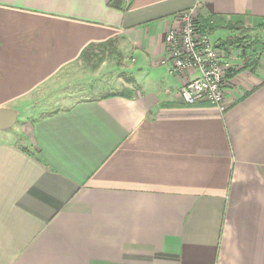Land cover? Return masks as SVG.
Returning <instances> with one entry per match:
<instances>
[{"label":"crops","instance_id":"crops-1","mask_svg":"<svg viewBox=\"0 0 264 264\" xmlns=\"http://www.w3.org/2000/svg\"><path fill=\"white\" fill-rule=\"evenodd\" d=\"M196 4L245 26L211 35L240 54L225 110L186 103L198 73L167 61ZM263 21L264 0H0V108L17 114L0 128V264H264V54L244 68L253 53L222 45ZM110 40L118 78L106 62L96 94L65 78Z\"/></svg>","mask_w":264,"mask_h":264},{"label":"built area","instance_id":"built-area-1","mask_svg":"<svg viewBox=\"0 0 264 264\" xmlns=\"http://www.w3.org/2000/svg\"><path fill=\"white\" fill-rule=\"evenodd\" d=\"M178 21L165 36L170 71L174 74L189 70L198 73L181 89L184 101L189 104L209 102L225 110L228 75L236 70L234 62L240 54L233 52L227 59L222 58L209 25L201 17L199 4L181 12ZM240 51L245 54L244 50Z\"/></svg>","mask_w":264,"mask_h":264},{"label":"trees","instance_id":"trees-1","mask_svg":"<svg viewBox=\"0 0 264 264\" xmlns=\"http://www.w3.org/2000/svg\"><path fill=\"white\" fill-rule=\"evenodd\" d=\"M205 24L209 25L211 34H213L219 28L240 29L242 27H245L243 24H240V23L225 22L219 17H213L212 19L205 21ZM246 28L264 30V21L253 28L252 27H246ZM228 43H243L244 48L249 49L250 52L253 53L250 59L247 60L244 68H247L249 66H253V68L257 67L261 57L264 54V40L257 39V38L251 39L249 34L247 35L241 34L237 37H233V38H230L222 42V45H226ZM113 45H114V41L110 40L106 43H102L97 46H89L83 51L82 59L87 62H90L92 57L96 55L98 50H101L103 48H107ZM93 67L95 68L96 65H94ZM236 74H237V69L233 73L228 75V79L231 80L232 77H234ZM130 93H131V90H125L124 92H121L120 94L129 95Z\"/></svg>","mask_w":264,"mask_h":264},{"label":"rangeland","instance_id":"rangeland-1","mask_svg":"<svg viewBox=\"0 0 264 264\" xmlns=\"http://www.w3.org/2000/svg\"><path fill=\"white\" fill-rule=\"evenodd\" d=\"M246 30H248V32H246L245 34L246 35L249 34L251 39L257 38V39L264 40V30L249 29V28H246ZM115 45L116 44H114L113 46L98 50L96 55L92 57L90 62L83 60L79 69L75 73L72 71L69 72L65 78H67L68 80H71V78H73L75 75L78 77L82 76V81H81L82 83L79 86H82V84L85 83V86H83L82 88H85L86 91L84 92H87L90 94L91 90H89L88 87L86 86L87 85L89 86L91 83H94V88L92 90L94 94H96V92L100 91L99 85L101 83L96 79L92 81V78L95 75V73L98 72L97 69L101 68L104 62H106L105 63L106 69L108 68L107 70H111V72L109 73L106 70L103 72L104 73L103 77L105 79L102 81V83H106L108 81L106 80L107 79L106 77L108 75L107 73H109L110 75H113V77H117V78L119 77L117 76V72H116L117 70H114L116 68V64L121 62L119 61V55L117 54V49ZM94 65H96L95 68L93 67ZM78 89H79L78 86L73 87L72 94H74L76 97L82 96L80 95L82 94L80 93L81 90L79 91Z\"/></svg>","mask_w":264,"mask_h":264},{"label":"water","instance_id":"water-1","mask_svg":"<svg viewBox=\"0 0 264 264\" xmlns=\"http://www.w3.org/2000/svg\"><path fill=\"white\" fill-rule=\"evenodd\" d=\"M17 114L15 110L8 108H0V128H11L16 122Z\"/></svg>","mask_w":264,"mask_h":264}]
</instances>
